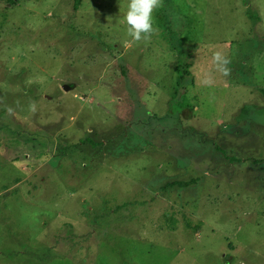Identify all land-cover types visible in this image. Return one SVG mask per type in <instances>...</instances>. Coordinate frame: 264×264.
<instances>
[{
	"label": "rangeland",
	"instance_id": "374dc122",
	"mask_svg": "<svg viewBox=\"0 0 264 264\" xmlns=\"http://www.w3.org/2000/svg\"><path fill=\"white\" fill-rule=\"evenodd\" d=\"M127 5L0 0V264H264V0Z\"/></svg>",
	"mask_w": 264,
	"mask_h": 264
},
{
	"label": "clouds",
	"instance_id": "9594fccd",
	"mask_svg": "<svg viewBox=\"0 0 264 264\" xmlns=\"http://www.w3.org/2000/svg\"><path fill=\"white\" fill-rule=\"evenodd\" d=\"M163 7V0H128L127 11L124 14V22L127 25V35L134 42H148L153 34L157 32L154 27V13L157 9ZM213 62L216 70L224 77L231 74V63L229 57L222 51H216L213 55ZM203 83L211 86L213 80L207 76ZM35 111V105H32Z\"/></svg>",
	"mask_w": 264,
	"mask_h": 264
},
{
	"label": "trees",
	"instance_id": "16d2710c",
	"mask_svg": "<svg viewBox=\"0 0 264 264\" xmlns=\"http://www.w3.org/2000/svg\"><path fill=\"white\" fill-rule=\"evenodd\" d=\"M73 1H74V9L77 10L80 7V5H81L82 0H73ZM251 16L254 17V18H256V19H259V16L258 15L252 14ZM171 45L173 46V48H175L178 51L179 54L183 53V49H180V47H181L180 44H179L180 46H176V45H174L172 43H171ZM259 89L261 90L262 88H259ZM180 183L181 184H187V182H180Z\"/></svg>",
	"mask_w": 264,
	"mask_h": 264
},
{
	"label": "water",
	"instance_id": "95a60500",
	"mask_svg": "<svg viewBox=\"0 0 264 264\" xmlns=\"http://www.w3.org/2000/svg\"><path fill=\"white\" fill-rule=\"evenodd\" d=\"M64 88H65V89H68V87H67V86H64Z\"/></svg>",
	"mask_w": 264,
	"mask_h": 264
}]
</instances>
